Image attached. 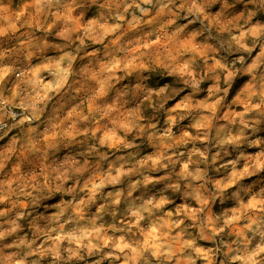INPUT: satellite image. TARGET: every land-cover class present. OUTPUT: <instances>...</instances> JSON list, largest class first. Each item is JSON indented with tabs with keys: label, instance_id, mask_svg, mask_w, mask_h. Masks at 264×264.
<instances>
[{
	"label": "clouds",
	"instance_id": "obj_1",
	"mask_svg": "<svg viewBox=\"0 0 264 264\" xmlns=\"http://www.w3.org/2000/svg\"><path fill=\"white\" fill-rule=\"evenodd\" d=\"M0 264H264V0H0Z\"/></svg>",
	"mask_w": 264,
	"mask_h": 264
},
{
	"label": "rangeland",
	"instance_id": "obj_2",
	"mask_svg": "<svg viewBox=\"0 0 264 264\" xmlns=\"http://www.w3.org/2000/svg\"><path fill=\"white\" fill-rule=\"evenodd\" d=\"M207 69L205 68V71H206ZM35 163V165H38L39 164V162L37 161V162H34Z\"/></svg>",
	"mask_w": 264,
	"mask_h": 264
}]
</instances>
